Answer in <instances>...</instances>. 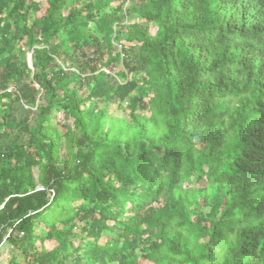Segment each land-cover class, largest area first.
<instances>
[{
    "label": "trees",
    "instance_id": "obj_1",
    "mask_svg": "<svg viewBox=\"0 0 264 264\" xmlns=\"http://www.w3.org/2000/svg\"><path fill=\"white\" fill-rule=\"evenodd\" d=\"M44 3L0 0L7 264H264V0Z\"/></svg>",
    "mask_w": 264,
    "mask_h": 264
},
{
    "label": "rangeland",
    "instance_id": "obj_2",
    "mask_svg": "<svg viewBox=\"0 0 264 264\" xmlns=\"http://www.w3.org/2000/svg\"><path fill=\"white\" fill-rule=\"evenodd\" d=\"M45 2V0H43V6H42V12L44 11V8L46 7V4L44 3ZM127 19L128 20H130V23H132V22H138V21H140L134 14H132V15H128L127 16ZM142 21V20H141ZM152 31V30H151ZM30 55L31 54H28V56H27V60H26V62H27V64L29 65V60H31V58H30ZM58 120H60V122L63 120V117L61 116V115H59L58 116ZM49 246H50V244L49 243H47V247L49 248ZM6 254H7V251L5 250V247L4 248H0V260L4 257V259H2V261H3V263H1V264H6L5 263V257H6Z\"/></svg>",
    "mask_w": 264,
    "mask_h": 264
},
{
    "label": "crops",
    "instance_id": "obj_3",
    "mask_svg": "<svg viewBox=\"0 0 264 264\" xmlns=\"http://www.w3.org/2000/svg\"><path fill=\"white\" fill-rule=\"evenodd\" d=\"M4 247H5V250L7 251V254L5 257V263L7 264L11 254H12L13 248L8 244H3L0 248H4ZM2 259H4V257ZM2 259L0 260V264L3 263Z\"/></svg>",
    "mask_w": 264,
    "mask_h": 264
},
{
    "label": "water",
    "instance_id": "obj_4",
    "mask_svg": "<svg viewBox=\"0 0 264 264\" xmlns=\"http://www.w3.org/2000/svg\"><path fill=\"white\" fill-rule=\"evenodd\" d=\"M30 58H31V55H30ZM29 62H30V60H29ZM29 68L32 69V64H31V62L29 63ZM39 189H40V187H39Z\"/></svg>",
    "mask_w": 264,
    "mask_h": 264
},
{
    "label": "built area",
    "instance_id": "obj_5",
    "mask_svg": "<svg viewBox=\"0 0 264 264\" xmlns=\"http://www.w3.org/2000/svg\"><path fill=\"white\" fill-rule=\"evenodd\" d=\"M119 47H120V46H119ZM7 92H8V93H9V92H11V88H10V89H8V90H7Z\"/></svg>",
    "mask_w": 264,
    "mask_h": 264
}]
</instances>
